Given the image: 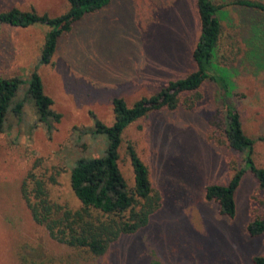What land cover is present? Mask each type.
<instances>
[{
    "label": "rangeland",
    "instance_id": "obj_1",
    "mask_svg": "<svg viewBox=\"0 0 264 264\" xmlns=\"http://www.w3.org/2000/svg\"><path fill=\"white\" fill-rule=\"evenodd\" d=\"M212 1L224 5L233 0ZM14 7L51 17L68 9L65 0H0V12ZM223 10L227 18L221 21L217 63L237 69L229 102L240 114L245 135L256 140L254 165L264 168V71L252 74L242 61L245 33L238 11L232 6ZM47 31L45 26L0 25V77L27 80ZM198 35L196 0H111L61 35L52 62L37 69L60 121L52 123L48 135L26 104L21 119L10 114L0 133V264H24L20 255L36 262L61 261L65 250L33 222L25 207L19 191L22 180L30 169L44 180L52 175L56 182L48 185L50 198L71 210L80 208L69 170L79 158L101 157L105 144L101 137L79 139V131L94 127L95 120L112 125L114 98L132 106L193 72ZM25 88L16 101L23 99ZM221 111L218 90L207 81L196 91L180 94L175 109L149 112L126 128L120 172L132 188L126 154L131 144L148 168L161 207L145 228L121 236L105 255L76 264H252L254 256H264V234L250 237L246 231L253 211L262 210L264 194L245 164L234 218L220 215L218 205L205 198L207 186L230 180L235 170L229 162L242 167L241 157L214 126Z\"/></svg>",
    "mask_w": 264,
    "mask_h": 264
},
{
    "label": "trees",
    "instance_id": "obj_2",
    "mask_svg": "<svg viewBox=\"0 0 264 264\" xmlns=\"http://www.w3.org/2000/svg\"><path fill=\"white\" fill-rule=\"evenodd\" d=\"M66 12L57 17L39 14L34 9L22 11L11 8L0 12V25L12 28L45 26V35L39 59L27 80L19 77H0V133L3 132L10 114L21 119L25 105H31L37 120L43 124L48 135L52 123L60 121V115L51 109L52 100L43 92L37 73L40 66L48 65L55 55L58 41L64 32L85 15L105 9L111 0H65ZM235 7L245 35L246 46L242 61L251 67L252 74L264 71V3L252 0H233L229 4L217 5L212 0H196L199 20V35L192 51L196 69L184 78L170 81L158 93L143 97L132 106L121 98L112 100L114 122L106 126L95 120L94 127L79 131L80 138L101 137L105 149L98 158H79L69 170V185L80 208L71 210L53 201L48 185L56 182L51 175L47 180L37 177L30 169L22 180L20 196L33 222L44 227L49 237L65 250L64 257L57 262L54 258L36 262L20 255L24 264H76L79 259L94 260L106 254L111 244L121 236L132 235L145 228L151 216L161 207V197L151 186L149 171L133 146H126L134 185L128 188L119 169V151L122 135L127 127L145 117L149 112L163 108L173 110L178 105L180 94L196 91L204 82H212L218 90L222 103L214 126L217 127L226 145L241 157L242 167L229 162L235 170L224 185H209L205 198L218 205L219 214L234 218L236 214V190L246 169L254 176L258 189L264 194V168L254 165L253 146L256 140L245 135L240 114L229 102L235 85L232 81L236 68L217 63V46L221 35V21L227 18L223 9ZM252 59H256L252 61ZM258 60V61H257ZM25 88L21 101H16L18 92ZM259 140V139H258ZM84 147V145H83ZM85 148V147H84ZM246 231L250 237L264 234V203L262 210L255 209ZM152 264H159L153 262ZM252 264H264V256H254Z\"/></svg>",
    "mask_w": 264,
    "mask_h": 264
}]
</instances>
